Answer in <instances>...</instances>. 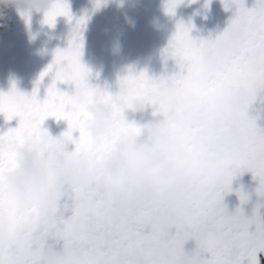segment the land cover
<instances>
[{"label": "snow or ice", "instance_id": "1", "mask_svg": "<svg viewBox=\"0 0 264 264\" xmlns=\"http://www.w3.org/2000/svg\"><path fill=\"white\" fill-rule=\"evenodd\" d=\"M179 2L165 0L164 11L173 14ZM222 2L225 7L235 3L236 11L214 38L192 37L189 26L177 21L162 54L165 59L174 58L186 72L152 77L144 70H129L118 77L115 93L90 84V70L81 61L80 29L86 17L80 16L72 26L67 46L57 47L52 61L39 74L36 84L53 72L42 100L37 98L35 86L31 93H25L14 81L7 92H0V113L5 120L19 117L15 127L0 132V211L7 220L11 235L8 247L17 264H161L159 257H166V264H241L244 257L247 264H259L257 252L264 250V220L255 207L248 216L239 205L228 212L222 194L233 190V176L243 171L252 172L258 181L256 192L264 194V130L247 111L257 90L264 88V0H254L251 7H245L244 0ZM101 3L103 0H95V7ZM21 15L27 24L30 15ZM59 15L72 19L67 0H52L43 12L42 23L53 26ZM57 81L71 82L74 90L69 94L59 89ZM233 89L247 96L235 125L248 151L243 159L206 147L197 136L203 129L223 140V130L216 131L213 126L232 110L226 99ZM121 94L126 98L125 107L135 99L150 103L153 114L160 115L187 154L179 198L151 188L140 190L134 195L131 219L111 211L128 205L100 177L103 154L112 150L121 133L138 132V123L127 120L125 112L116 106L111 140L94 144L83 127L88 118L86 102L95 96L111 101ZM48 116L67 121V128L57 137L41 127ZM73 130L79 133L75 138ZM25 136L37 140L47 137L38 145L42 154L54 145L65 160L83 156L88 161L84 172H73L57 181L70 185L66 198L72 202L71 214L66 218L63 211L69 206L67 200L58 202L55 210L38 204L19 208L5 190L3 173L15 163L10 145ZM69 142L74 145L71 151L65 148ZM235 191L241 203L247 201L248 193L240 187ZM250 225L255 226L251 231ZM50 237L53 244L63 242L59 251L47 243ZM189 239L194 246L185 250Z\"/></svg>", "mask_w": 264, "mask_h": 264}, {"label": "flooded vegetation", "instance_id": "2", "mask_svg": "<svg viewBox=\"0 0 264 264\" xmlns=\"http://www.w3.org/2000/svg\"><path fill=\"white\" fill-rule=\"evenodd\" d=\"M72 19L63 15L55 18L53 26L42 23L43 14H28L29 22L13 21L11 13L13 8H7L10 19L6 26L0 27V32L13 35L15 45L9 51L10 63L4 67V75L0 78V92H7L12 82L19 91L31 93L33 87L37 88V98L43 99L47 86L51 83L53 72L49 71L39 84H36L40 72L52 61L54 50L67 46L72 26L80 16H85V23L80 31L83 37L81 61L90 70L89 83L99 86L112 93L118 91V77L125 75L129 70L139 72L144 70L147 75L159 77L171 73L186 72L176 63L171 56L164 58L162 52L168 40L175 31L177 21H182L189 26V34L197 39L214 38L226 26L229 19L235 14L236 4L229 3L225 7L222 0H180L173 14L164 11L165 0H139L136 8L128 9L120 5L119 0H103L99 7H95V0H67ZM254 0H244L245 7H251ZM127 11L135 18V27L129 28L124 24L121 12ZM17 32V33H16ZM56 86L72 93L74 85L71 82L57 81ZM248 115L255 117L257 126L264 130V88L256 92V98L248 106ZM150 112V110H149ZM149 112L144 114L134 113L125 109V118L130 121L141 122L144 119L161 118L159 114L151 117ZM19 117L5 120L0 113V132L10 127H15ZM53 137L67 128V121L53 116L46 117L42 124ZM78 130H73V137L78 136ZM71 151L74 145L69 142L65 145ZM258 181L253 178L251 171H243L231 180L232 191L222 194L223 203L227 211L232 212L237 205L243 209L245 216L251 215L255 207L261 220H264V194H258L256 188ZM248 193V199L241 203L236 188ZM67 200L68 208L64 209L66 218L71 214V199L62 197L61 204ZM255 226L250 225L251 231ZM147 231V229H145ZM174 231V229L169 230ZM47 243L59 251L62 241L52 243L48 238ZM194 246V241L185 242V250ZM205 257L209 253H203ZM259 264H264V250L257 252ZM241 264H247V258L241 259Z\"/></svg>", "mask_w": 264, "mask_h": 264}, {"label": "clouds", "instance_id": "3", "mask_svg": "<svg viewBox=\"0 0 264 264\" xmlns=\"http://www.w3.org/2000/svg\"><path fill=\"white\" fill-rule=\"evenodd\" d=\"M52 0H0V26H6L10 17L7 8L11 6L17 13L44 12ZM139 0H119L120 5L128 9L137 7ZM125 25L135 27V18L127 11L121 12ZM226 102L231 111L217 120L214 130H223V140H217L207 130H200L197 136L203 139L206 147L217 152L243 159L247 156L246 146L241 143L236 130L237 112L247 103V96L239 90H230ZM125 107L124 94L114 96L111 101H105L100 96L91 98L84 104L88 118L83 121L84 131L94 144L111 140L110 130L115 122V107L124 112L130 109L134 113L149 112L154 115L153 106L143 99H135ZM138 132L121 133L115 140L111 151L103 154V169L101 182L117 193L128 207H115L111 211L116 215L134 218V195L145 188H151L166 193L171 198H179V187L184 180V168L187 154L172 132L166 127L162 118L144 119L137 122ZM47 137L38 140L25 136L22 140L10 145L14 154V167L3 173V185L7 194L13 198L17 207L24 208L38 204L43 208L55 210L62 197H66L70 185L61 181L62 177L73 172H84L88 161L83 156H77L71 161L63 159L53 145L42 154L39 144L45 143ZM11 235L7 220L0 211V264H17V257L9 249ZM161 264H166V257H159Z\"/></svg>", "mask_w": 264, "mask_h": 264}, {"label": "rangeland", "instance_id": "4", "mask_svg": "<svg viewBox=\"0 0 264 264\" xmlns=\"http://www.w3.org/2000/svg\"><path fill=\"white\" fill-rule=\"evenodd\" d=\"M21 13H24V12L17 13L14 10H12V13L10 15L13 21L15 22L22 21L24 16L21 15ZM32 13H37L39 15L43 14V12H32ZM15 41H16L15 36L12 35L10 37L9 33L5 34V33L0 32V78L5 74L4 67H6L8 63H10L9 51L15 45Z\"/></svg>", "mask_w": 264, "mask_h": 264}, {"label": "water", "instance_id": "5", "mask_svg": "<svg viewBox=\"0 0 264 264\" xmlns=\"http://www.w3.org/2000/svg\"><path fill=\"white\" fill-rule=\"evenodd\" d=\"M1 27V26H0Z\"/></svg>", "mask_w": 264, "mask_h": 264}]
</instances>
